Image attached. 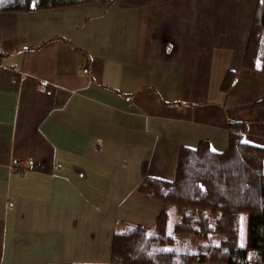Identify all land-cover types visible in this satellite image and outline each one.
<instances>
[{"label": "crops", "instance_id": "crops-1", "mask_svg": "<svg viewBox=\"0 0 264 264\" xmlns=\"http://www.w3.org/2000/svg\"><path fill=\"white\" fill-rule=\"evenodd\" d=\"M257 0H112L0 12V264H116V232L152 229L182 147L264 145L243 65ZM233 70L228 90L222 82Z\"/></svg>", "mask_w": 264, "mask_h": 264}, {"label": "trees", "instance_id": "trees-1", "mask_svg": "<svg viewBox=\"0 0 264 264\" xmlns=\"http://www.w3.org/2000/svg\"><path fill=\"white\" fill-rule=\"evenodd\" d=\"M112 0H0V12L34 11ZM243 65L264 74V0H257ZM234 71L227 72L228 90ZM264 123V96L254 103ZM249 121H231L228 146L207 140L182 147L173 180L148 176L138 190L164 202L154 227L116 232V264H264V145L244 140ZM247 215V244L240 242Z\"/></svg>", "mask_w": 264, "mask_h": 264}, {"label": "rangeland", "instance_id": "rangeland-1", "mask_svg": "<svg viewBox=\"0 0 264 264\" xmlns=\"http://www.w3.org/2000/svg\"><path fill=\"white\" fill-rule=\"evenodd\" d=\"M240 242L242 246L247 244V215H242L241 218V231H240Z\"/></svg>", "mask_w": 264, "mask_h": 264}]
</instances>
